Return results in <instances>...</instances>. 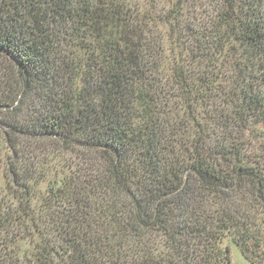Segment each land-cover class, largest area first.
<instances>
[{
  "label": "trees",
  "instance_id": "16d2710c",
  "mask_svg": "<svg viewBox=\"0 0 264 264\" xmlns=\"http://www.w3.org/2000/svg\"><path fill=\"white\" fill-rule=\"evenodd\" d=\"M163 1L0 0V264H264V0Z\"/></svg>",
  "mask_w": 264,
  "mask_h": 264
},
{
  "label": "rangeland",
  "instance_id": "374dc122",
  "mask_svg": "<svg viewBox=\"0 0 264 264\" xmlns=\"http://www.w3.org/2000/svg\"><path fill=\"white\" fill-rule=\"evenodd\" d=\"M139 2L142 4L143 7L146 8H151V7H155L156 9V15L159 14V11L163 10L165 5H164V1L163 0H139ZM150 5H149V4ZM197 9V10H203L205 11L206 8L200 9L193 7L191 9ZM187 15V14H186ZM164 36V34H163ZM55 146L53 145H49V143L44 142V149H42L43 151H52L54 149ZM41 149V148H39ZM73 157H76V155L74 153L71 154ZM23 246L19 248L20 252H18L20 255H22L21 257H23L24 255H26L27 253H25V251L27 250V248L25 247V244H22ZM223 246H228L229 247V253H230V259H231V264H253L251 263L249 260H247L244 255L242 254V252L240 251V249L238 248V246L230 239V238H226L223 241ZM28 259V262H26V264H32V260H30L28 257L24 258Z\"/></svg>",
  "mask_w": 264,
  "mask_h": 264
}]
</instances>
